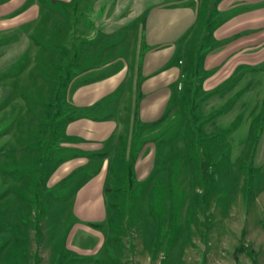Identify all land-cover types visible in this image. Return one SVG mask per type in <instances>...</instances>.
Instances as JSON below:
<instances>
[{"label":"rangeland","instance_id":"rangeland-1","mask_svg":"<svg viewBox=\"0 0 264 264\" xmlns=\"http://www.w3.org/2000/svg\"><path fill=\"white\" fill-rule=\"evenodd\" d=\"M71 15L70 23L44 26L34 39L37 50H25L0 67V264H264L262 110L253 104L228 126L218 121L228 105L202 115L192 71L179 89L185 98L177 112L185 117L179 145H171L142 182L127 176L126 166H114L106 193L115 205L98 224L104 244L83 240L79 230L72 235L77 218L66 197L75 183L46 186L66 157L60 147L64 125L78 114L104 117L112 111L108 102L76 110L69 85L80 70L151 47L135 29L137 22L105 40V55L82 54L81 35L93 24L81 22L77 9ZM45 50L55 53L51 61ZM178 59L186 61L182 54ZM173 137L176 131L164 143ZM18 147L26 160L14 159Z\"/></svg>","mask_w":264,"mask_h":264},{"label":"crops","instance_id":"crops-1","mask_svg":"<svg viewBox=\"0 0 264 264\" xmlns=\"http://www.w3.org/2000/svg\"><path fill=\"white\" fill-rule=\"evenodd\" d=\"M73 9L81 22L93 24L81 35L82 54L105 55V40L137 22L135 29L151 47L80 70L69 85V102L76 110L108 102L112 112L104 117L78 114L65 123L60 147L66 157L46 186L75 183L66 197L77 218L72 235L79 230L83 240L93 237L99 246L105 238L98 224L115 205L106 193L115 179L114 166H126V175L142 182L158 159H166L170 146L179 145L178 133L185 125L184 112L180 117L177 113L185 103L179 89L187 72L198 77L202 115L228 105L218 120L228 126L256 104L264 120V0H0V67L25 50H37L34 39L44 26L72 22ZM45 52L51 61L55 53ZM178 54L186 61H175ZM173 131L176 137L164 143ZM18 150L14 159L26 160Z\"/></svg>","mask_w":264,"mask_h":264}]
</instances>
